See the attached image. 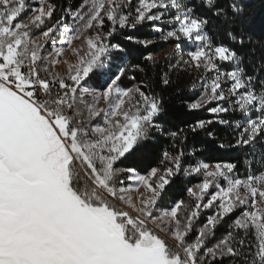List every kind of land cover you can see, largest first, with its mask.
<instances>
[{
    "label": "snow or ice",
    "instance_id": "snow-or-ice-1",
    "mask_svg": "<svg viewBox=\"0 0 264 264\" xmlns=\"http://www.w3.org/2000/svg\"><path fill=\"white\" fill-rule=\"evenodd\" d=\"M243 15L237 0L227 8L218 0H136L134 7L132 0H81L60 8L56 0H0V264H264V55L256 53H264V41L252 40ZM165 16L172 27L155 28L160 38L194 46L170 69L217 71L186 105L214 119L188 126L210 143L189 148L183 130L167 132L173 143L162 153L165 166L142 174L140 154L154 131L164 132L163 98L143 82L121 87L128 68L113 71L107 58L123 51L110 39L118 32ZM66 50L74 62L63 58ZM144 59L154 62L151 54ZM224 63L232 68L221 73ZM60 64L64 75L54 71ZM169 83L165 74L162 84ZM229 111L245 123L235 124L234 140L218 141L209 125L232 127L221 115ZM210 144L253 154L244 163L255 171L241 178L237 163L185 166ZM180 174L203 179L186 189L188 201L161 210L166 185ZM206 209L215 211L200 226ZM225 217L231 223L218 237Z\"/></svg>",
    "mask_w": 264,
    "mask_h": 264
},
{
    "label": "trees",
    "instance_id": "trees-1",
    "mask_svg": "<svg viewBox=\"0 0 264 264\" xmlns=\"http://www.w3.org/2000/svg\"><path fill=\"white\" fill-rule=\"evenodd\" d=\"M126 2L127 0H118V2ZM30 3L34 0H29ZM58 8L60 7H75L81 0H56ZM186 3L192 2V0H185ZM232 0H218L221 7L227 8ZM242 2L244 5L243 22L249 28V35L253 41H264V0H237ZM136 0H132L133 7L135 6ZM195 4L199 6L200 0H195ZM132 9L125 8L124 11H130ZM155 11V10H154ZM60 15L59 11L56 13ZM168 17L165 16L161 21L148 22L137 29L131 30V32H125L121 30L111 39L112 43H118L123 49L118 54H112L107 59L110 61L112 70L115 71L117 66H127L128 74L122 78L121 87H131L133 84H139L143 82L148 85L143 90L146 92H154L163 98L164 113L158 121L162 124L164 132L163 134L159 131H154L153 136L155 139L150 142L149 146L139 156V163L141 164V172L146 169L149 165L152 167H164L161 164L162 153L170 150V145L173 141L168 137L167 132L169 131H180L181 137L186 133L188 136L187 144L189 148L193 143L199 141L209 142V138L206 136L204 131H201L198 135L193 134L189 131L188 126L197 122L198 120H209L214 119L212 114L204 109L198 111H189L186 105L189 102H195L199 99L200 95L204 92L203 84L205 78L211 79L216 74L215 72L207 73L202 79V76L193 71V69L187 65H182L179 68L170 69L171 64H175V60L172 56L156 57L155 55L165 50L168 47L175 46L177 43L181 45V52L187 53L189 50H194V46L190 43L169 40L163 41L161 33L155 31V28H160L166 33L172 25L167 23ZM218 26L210 23L209 35L215 37L216 42H220L221 35L217 34ZM125 34H130L136 39H152L154 43L150 44L147 48L128 41L124 38ZM226 43L230 41L224 40ZM233 47L239 48V45H232ZM247 52V47L245 48ZM257 56L264 55L262 50L256 48ZM151 54L154 58V62H149L144 59L145 56ZM140 64L145 68V72H135L132 69L135 65ZM232 65L229 63L219 64V71L231 70ZM167 74V78L170 80L168 85L162 84V78ZM134 75V79H131ZM92 82L90 81L89 84ZM99 90V89H95ZM214 106V105H212ZM224 119H230L233 122L232 127L214 123L209 125V130L215 133L218 141L228 142L234 140L237 129L235 124L242 123L241 116L235 114L232 111L221 114ZM254 118L255 113L251 114ZM210 143V142H209ZM199 146V145H198ZM259 156V152L255 154ZM253 159L254 156L251 153H245L242 149H217L214 145L210 144L209 149L203 154H197L195 159L191 157L186 158L185 166L189 164H195L197 162L204 163H224L231 162L239 165L238 174L241 178H244L247 173L255 171L256 165L249 167L244 163L245 159ZM200 176H184L180 174L172 178V182L166 185V190L163 193V199L161 201L162 208L171 204L173 201H188L187 188H194L197 183L202 181ZM214 209H206L202 212L199 225L202 226L206 222L207 216L214 214ZM238 212L231 214L234 219ZM231 223L229 217H225L224 225L217 232V236H221L226 233L227 225ZM171 243V242H169Z\"/></svg>",
    "mask_w": 264,
    "mask_h": 264
},
{
    "label": "rangeland",
    "instance_id": "rangeland-1",
    "mask_svg": "<svg viewBox=\"0 0 264 264\" xmlns=\"http://www.w3.org/2000/svg\"><path fill=\"white\" fill-rule=\"evenodd\" d=\"M120 2H122V1H120ZM122 3H126V2H122ZM179 41L189 43V42L185 41L183 38H181V40H179ZM79 43H80L79 41L74 42V46L78 45ZM155 56L156 57L172 56L175 61H176V59L181 58V57H183L184 59H188L186 53L181 52V50L177 53L176 49H175V46L168 47L165 50L158 52ZM63 58L64 59L73 60V62H74V57L72 56L70 50H66L65 51V53L63 55ZM64 68H65V66L63 64H60V65H58L56 67V69H54V71H57L59 74L64 75ZM192 69H193V71L198 72L202 76V79H204L205 75L207 74V73L204 72L203 69H199V70H197L195 68H192ZM215 71L216 70H214L212 72H215ZM212 72H210V73H212ZM219 72H223V71H219ZM216 75H217V71H216V74L214 75V77ZM220 83H221V81H220ZM221 86L224 87V85L222 83H221ZM225 91H226V89H225ZM234 113L239 115V116H241V114L239 112H234ZM243 123H245V121L242 119V123L241 124H243ZM221 183H224V182L221 181ZM210 190H212V189H210ZM132 195L135 196L136 193H132ZM169 242H171V241H169Z\"/></svg>",
    "mask_w": 264,
    "mask_h": 264
},
{
    "label": "built area",
    "instance_id": "built-area-1",
    "mask_svg": "<svg viewBox=\"0 0 264 264\" xmlns=\"http://www.w3.org/2000/svg\"><path fill=\"white\" fill-rule=\"evenodd\" d=\"M223 72H225V71H223ZM223 72H221V73H223ZM221 83L225 86V84L227 83L226 78H222Z\"/></svg>",
    "mask_w": 264,
    "mask_h": 264
}]
</instances>
